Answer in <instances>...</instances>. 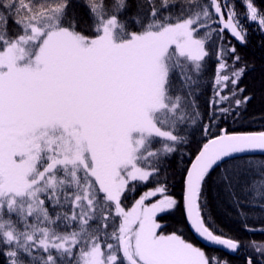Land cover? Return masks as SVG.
Wrapping results in <instances>:
<instances>
[{
    "label": "snow or ice",
    "instance_id": "snow-or-ice-1",
    "mask_svg": "<svg viewBox=\"0 0 264 264\" xmlns=\"http://www.w3.org/2000/svg\"><path fill=\"white\" fill-rule=\"evenodd\" d=\"M240 3L0 0V264H229L165 230L176 210L264 264V241L226 235L210 209L215 193L264 233L249 223L264 217V130H238L245 21L264 33V11Z\"/></svg>",
    "mask_w": 264,
    "mask_h": 264
},
{
    "label": "trees",
    "instance_id": "trees-1",
    "mask_svg": "<svg viewBox=\"0 0 264 264\" xmlns=\"http://www.w3.org/2000/svg\"><path fill=\"white\" fill-rule=\"evenodd\" d=\"M235 3L237 11L243 12L244 8L241 6L240 0H235ZM254 4L258 9L264 11V0H254ZM245 27L248 31L249 43L246 47L241 48V52L248 62L250 70L242 80L241 86L246 88L247 94L253 96L252 101L248 105V115L252 119L247 121L245 125L238 130L260 131L264 130V123L261 122L264 120V33L259 31L257 26L251 22L245 21ZM233 42L235 43V41ZM211 96L212 92L209 88L204 99H208ZM200 139L201 137L199 135L195 137V141H199ZM195 141L191 144L192 152H195L197 147ZM186 158L191 157L186 155ZM169 184L170 194L180 199L182 192L179 177L177 176L174 180H170ZM147 187H151V184ZM143 190H146V188H141L137 191V197L140 191ZM131 202L132 197L130 195L125 203L130 206ZM210 209L216 225H218L226 235L233 236L242 241H264V233L259 231L247 232L241 228L240 221L231 214L230 207L227 202L223 200V197L218 198L216 194L213 193ZM262 219H264V217H262L260 213L253 212L249 223L254 224L257 228L264 227V224L261 223ZM161 222L165 225L166 231H173L178 227L181 228L184 238L193 243L194 246L200 247L207 254L221 257L229 261V264H243V256L246 254L244 252L233 254L228 251L209 248L198 242L189 230L182 210H176L173 213L163 215L161 217Z\"/></svg>",
    "mask_w": 264,
    "mask_h": 264
},
{
    "label": "water",
    "instance_id": "water-1",
    "mask_svg": "<svg viewBox=\"0 0 264 264\" xmlns=\"http://www.w3.org/2000/svg\"><path fill=\"white\" fill-rule=\"evenodd\" d=\"M188 227H189V230L191 231V233L193 234V236L196 238V240L198 241V242H200L201 244H203V245H205V246H207V247H209V248H214V249H218V250H221V251H227V250H225V249H223L222 247H220V246H215V245H211V244H209V243H207L206 241H204L201 237H199L192 229H191V227L188 225Z\"/></svg>",
    "mask_w": 264,
    "mask_h": 264
}]
</instances>
